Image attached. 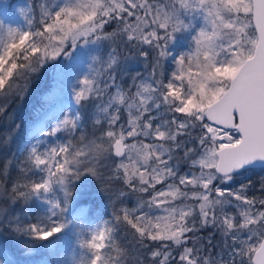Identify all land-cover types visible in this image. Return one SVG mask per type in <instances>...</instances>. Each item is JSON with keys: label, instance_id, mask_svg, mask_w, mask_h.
<instances>
[{"label": "snow or ice", "instance_id": "1", "mask_svg": "<svg viewBox=\"0 0 264 264\" xmlns=\"http://www.w3.org/2000/svg\"><path fill=\"white\" fill-rule=\"evenodd\" d=\"M178 3L179 8L173 5L168 12L149 0H60L44 12L31 31L0 22V32L6 31L8 36L0 51V95H4L17 87L18 78L37 72L48 61L70 59L78 48L118 36L150 46L156 52L158 67L161 58L169 56L168 47L175 34L192 27L181 19L187 14L184 10L198 14L204 21L194 39V53L185 52L179 57L171 78L154 69L152 83L138 85L134 96L116 87L108 104L98 106L108 124L100 138L107 141L106 148L96 141L78 147L72 140L43 149L40 144L44 142L38 141L30 147V167L24 171L40 175L36 180L26 177L24 183H14L11 192L25 201L38 198L46 205L25 229L37 241L50 240L70 224L81 223L65 215L72 195L68 181L80 180L85 174L96 176L95 165L102 154L108 153L127 159L128 163L121 159L115 173L128 188L151 195L141 207L168 205L163 209L164 216L149 218L147 213L137 216L134 211L122 209V215L115 218L131 225L141 244L146 240L159 242V249L151 251L155 264H170L172 252L167 249L172 246L180 249L178 264H210L209 259L198 255V248L187 246L191 239L188 233L209 223H219L225 234L239 242L240 254L249 256V264H264V198L247 197L245 188L233 192L219 186L231 182L250 164L264 161V0ZM131 18L134 23L129 22ZM27 22L29 26L33 23L30 19ZM113 23L120 27L108 31ZM36 37H40L39 44ZM141 54L146 58L150 55L148 51ZM116 63L111 57L108 69ZM109 80L112 84L105 82L101 87L97 76L76 78L72 86L74 103L82 106L90 98H98L114 85L115 78L109 76ZM121 107L128 114L127 127L118 123ZM153 110L157 115L152 114ZM165 113L183 116L164 119ZM80 121L79 111L68 109L50 130L40 134L71 135ZM94 122L101 124L99 118ZM195 130L198 147H189ZM141 137L152 142L137 139ZM128 138L136 142L126 143ZM176 151H182L188 163L189 170L184 174L178 172L179 163H173ZM157 185L163 187L157 189ZM57 186L63 190V202L56 195ZM232 197L237 215L225 211ZM114 231L106 221L81 227L79 245L85 251L73 257V264H122ZM245 231L248 240L243 239ZM253 237L257 238L256 246L249 243ZM113 249L116 255L111 254Z\"/></svg>", "mask_w": 264, "mask_h": 264}, {"label": "trees", "instance_id": "2", "mask_svg": "<svg viewBox=\"0 0 264 264\" xmlns=\"http://www.w3.org/2000/svg\"><path fill=\"white\" fill-rule=\"evenodd\" d=\"M22 1L24 0H0V8L2 5L5 7L6 21L10 27L21 30L27 27L25 30L31 31L37 27V24L25 25L23 28L19 17L13 13L17 11ZM114 25L116 24H111L107 30L113 31L119 28ZM0 37V51H2L3 45L8 42L7 32ZM35 41L39 44L40 37H36ZM32 75L33 73L29 72L25 77L18 78L16 88L0 95V264H73V257H79L85 251L79 245L78 234L81 227L87 228L102 224L105 221L109 227L115 229L114 239L116 246L121 249L122 264H155L151 251L159 249V242L146 240L141 244L138 234L131 225L115 219L117 215H122V209L134 211L137 216H143L147 213L149 218H151L152 212L147 204H143V207H141L143 201H148V198L142 197V193L134 192L128 188L123 179L117 176L115 173L117 165L113 164V158L110 154L106 155L110 158L108 160L111 161L107 162L106 160L104 165L103 163L95 165L97 169L96 176L85 174L80 180L68 181V187L72 195L68 198V211L65 215L69 220L80 221L79 225L76 223L70 224L63 233L47 241H37L25 231L30 220L35 222L36 216L46 208V205L38 198L32 197L25 201L23 197H18L11 192L14 183L22 184L25 182L26 177L36 180L40 175L35 171L27 173L24 171L30 167L27 161L28 151L19 152V146L29 138L27 126L30 121L47 114L54 107L55 102L53 101L56 100V97L52 94L48 97L36 98L31 109L27 111L25 121H22L23 129L20 131L17 128L16 121L18 120H12L11 114L22 98L24 86H26ZM59 90L61 89L59 88ZM76 106L81 113V123L74 134L69 135L62 132L57 134L56 137H51L42 136L41 131L31 135L30 139L44 142L40 144L41 148L43 145L47 147L49 145L55 146L57 143H67L68 140H72L78 147H83L92 141L99 143L101 139L99 129L96 128L97 125L93 124L92 117H89L83 105ZM68 109L65 108L60 112H56L48 118L46 128L43 131L50 130L67 113ZM81 136H84L83 141L80 140ZM230 183L240 189L245 188L244 194L249 198L255 197L257 200L264 198V169L253 168L250 173L248 170L241 172L235 175ZM25 191L27 190L25 189ZM56 195L63 202L64 193L58 186ZM81 205H87L86 211L76 217L74 212ZM260 227L257 225L258 229ZM206 230H210V228L198 230L199 233L204 232L205 234L197 235L203 239L210 236V241L205 243L211 246L213 245L214 236ZM188 237L192 238L189 235ZM254 238L256 237H253L251 241ZM160 250L163 251L164 249ZM167 250L172 252L170 264H178L177 253L180 249L172 246ZM111 254L116 255L115 249Z\"/></svg>", "mask_w": 264, "mask_h": 264}, {"label": "rangeland", "instance_id": "3", "mask_svg": "<svg viewBox=\"0 0 264 264\" xmlns=\"http://www.w3.org/2000/svg\"><path fill=\"white\" fill-rule=\"evenodd\" d=\"M59 2L60 0H24L18 6L17 11L13 13L14 15H17L19 17V20L24 28L25 25L28 26L27 21L29 19L33 21L32 24L36 25L37 21L43 16L44 12L46 10H51ZM185 2L188 4H192L193 0H185ZM149 3L168 12H171L173 10V5H176V7L179 8L178 0H149ZM0 9V22H3L4 25L10 27V25L6 21L7 18L5 15V7L2 5ZM3 9L5 10L2 12ZM137 11L139 12V10ZM184 11L187 14L182 16L181 19H183L185 23H191L192 27L188 29H182L175 34L174 40L169 44L168 47V52L170 53L169 56L161 58L160 65L158 67L155 65L156 52L150 46L130 43L127 42L124 37L118 36L114 40H104L99 42L98 44L78 48L75 52H73L70 59L60 57L57 61H48L37 72H34L31 78L26 83V86H24L25 89L22 98L19 100L15 110L11 114L12 120H18L16 121L17 128L20 129V131L23 129L22 121H25L28 114L27 111L31 109V106H33L36 98L48 97L50 94H52L56 97V100L53 101L55 102V105H53L54 107L49 110L47 114L36 120L30 121V124L27 126L29 138L23 141V143L19 146V152H22L24 150H27L29 152L30 147L37 144V141H35V139H30V136L43 131L46 128V122L48 118L52 117L56 112H60L65 108L72 109L74 113L76 111H79L77 106L73 102L72 86L74 85L76 78L82 79L85 75L97 76V79L100 81L101 87L104 86L105 82L112 84V82L109 80V76L115 78L114 85L107 88L98 98H90V100L83 105V108L87 111L89 117H92L91 119L94 125H97L94 122L95 119L99 118L101 120V124L96 126V128L99 129V137L101 138L102 134L108 128V124L105 115L98 112V106L104 107L108 104L110 97L116 92V87H119L128 96H134L135 92L137 91L138 85H140L141 83H152L154 69L157 73H163L164 77L171 78L172 75L177 71L176 62L178 61L179 57L185 52L194 53L195 40L193 38L198 35L200 28L204 26V21L203 18L198 14L192 15V13L188 12L187 9H185ZM129 22L134 23V18H131ZM114 26L120 27V25L118 24ZM26 28H24V30ZM117 30L118 28L113 31ZM4 33H6V31L0 32V36ZM142 51H148L150 54L149 57H144L141 54ZM93 56L98 57V59L93 60ZM111 57H115L117 63L113 66L112 69H108L107 64ZM194 70L195 69H193V71ZM63 81L66 83L65 85ZM59 88L61 90H59ZM64 93L65 98L63 97ZM111 111L112 110L110 109V112ZM161 111L164 110L161 109ZM152 114L157 115L156 110H153ZM173 115L178 118H182L183 116V114L165 113L163 118L171 119ZM127 120V111L124 107H121L120 120L118 123L127 127ZM156 123H159V121H156ZM197 135L198 130L192 131L193 140L188 145L189 147H198V142L194 139ZM137 139H143L145 143L152 142L142 137ZM133 142L136 141L132 138H128V140H126V143ZM99 143H103V146L105 148L107 147V141L100 140ZM44 147L46 146L43 145L41 149H43ZM106 154L108 153H104L101 155L98 163H103L104 165L106 164V160L107 162L111 161L108 160L110 158ZM173 155L175 158L173 163H179L178 172L180 174L186 173L189 170V166L188 163L183 160V152L176 151ZM110 156L113 158V164H119L121 159H123L125 163H128L126 158H116L114 155ZM247 170L250 173L252 169H246L244 171ZM193 171L195 172L196 169H193ZM219 186L224 188L226 191H240V188L238 186H233L230 182L225 185ZM162 187L163 185H157V189H160ZM141 196L148 198V200L151 199V195L149 193H142ZM231 200L232 204L226 206L225 211L229 215H237L238 209H236L234 206L236 203L235 197H232ZM176 203L179 204L180 201H177ZM188 203L195 202L188 201ZM167 206L168 205H161L158 208L153 207L149 209L152 212L151 218L164 216L165 212L163 211V209ZM86 208L87 205L79 206L75 210L74 215L78 217L84 214ZM217 211H219V209H217ZM206 228H210V230L206 231H209L210 234L214 236L213 245L211 246L206 244L207 241H210V236H206L203 239L202 237L197 235H204V232L199 233L198 230L201 231ZM198 230L194 233H188V235L192 236V238L187 246H195L196 248H198V255L209 259L210 264H242V262L243 264H249V256L247 254H240V248L237 246L239 242L234 241L231 235L225 234V232L222 231L219 223H217L216 225L209 223L203 227L198 226ZM243 239L248 240V234L246 231L243 234ZM249 243L253 246H256L257 238H254L253 241L250 240Z\"/></svg>", "mask_w": 264, "mask_h": 264}, {"label": "water", "instance_id": "4", "mask_svg": "<svg viewBox=\"0 0 264 264\" xmlns=\"http://www.w3.org/2000/svg\"><path fill=\"white\" fill-rule=\"evenodd\" d=\"M68 105V104H67ZM67 105H65V106H67ZM64 106V107H65ZM117 158H119V157H117ZM253 168H261V169H264V161H257V162H254L253 164H250L249 166H247V168L246 169H253ZM245 169V170H246ZM242 172V171H241ZM253 260H254V258H253Z\"/></svg>", "mask_w": 264, "mask_h": 264}, {"label": "clouds", "instance_id": "5", "mask_svg": "<svg viewBox=\"0 0 264 264\" xmlns=\"http://www.w3.org/2000/svg\"><path fill=\"white\" fill-rule=\"evenodd\" d=\"M193 39H195V37Z\"/></svg>", "mask_w": 264, "mask_h": 264}]
</instances>
